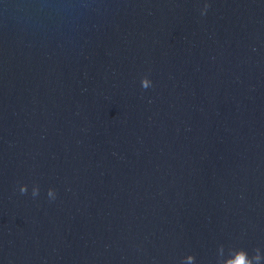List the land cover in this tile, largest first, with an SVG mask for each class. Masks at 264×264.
Instances as JSON below:
<instances>
[{"label": "water", "instance_id": "obj_1", "mask_svg": "<svg viewBox=\"0 0 264 264\" xmlns=\"http://www.w3.org/2000/svg\"><path fill=\"white\" fill-rule=\"evenodd\" d=\"M241 248L264 264V0H0V264Z\"/></svg>", "mask_w": 264, "mask_h": 264}, {"label": "clouds", "instance_id": "obj_2", "mask_svg": "<svg viewBox=\"0 0 264 264\" xmlns=\"http://www.w3.org/2000/svg\"><path fill=\"white\" fill-rule=\"evenodd\" d=\"M207 8V5H205V9ZM27 190L26 188H21L20 192L23 194L25 193ZM49 194H51V189H49ZM33 195H36V190H33ZM220 247H223L222 245ZM236 251L242 252L244 257H248L250 260V264H259V261L261 259V255H260V250L256 249L255 250V254L251 257H249V255L247 254V252L244 249H236ZM241 264H243V260H241Z\"/></svg>", "mask_w": 264, "mask_h": 264}]
</instances>
